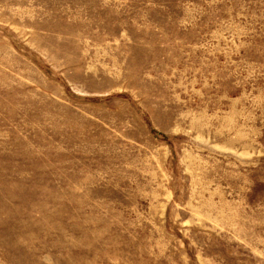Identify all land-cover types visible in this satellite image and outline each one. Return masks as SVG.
<instances>
[{"label": "rangeland", "instance_id": "obj_1", "mask_svg": "<svg viewBox=\"0 0 264 264\" xmlns=\"http://www.w3.org/2000/svg\"><path fill=\"white\" fill-rule=\"evenodd\" d=\"M0 264H264V0H0Z\"/></svg>", "mask_w": 264, "mask_h": 264}]
</instances>
